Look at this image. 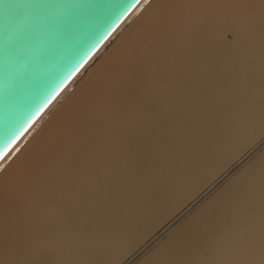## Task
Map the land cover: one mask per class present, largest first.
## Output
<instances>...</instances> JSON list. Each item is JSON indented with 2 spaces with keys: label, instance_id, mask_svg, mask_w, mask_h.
Returning a JSON list of instances; mask_svg holds the SVG:
<instances>
[{
  "label": "bare ground",
  "instance_id": "6f19581e",
  "mask_svg": "<svg viewBox=\"0 0 264 264\" xmlns=\"http://www.w3.org/2000/svg\"><path fill=\"white\" fill-rule=\"evenodd\" d=\"M262 10L142 0L1 161L0 264H264Z\"/></svg>",
  "mask_w": 264,
  "mask_h": 264
},
{
  "label": "water",
  "instance_id": "95a60500",
  "mask_svg": "<svg viewBox=\"0 0 264 264\" xmlns=\"http://www.w3.org/2000/svg\"><path fill=\"white\" fill-rule=\"evenodd\" d=\"M141 2L0 0V151L5 157Z\"/></svg>",
  "mask_w": 264,
  "mask_h": 264
},
{
  "label": "snow or ice",
  "instance_id": "6c2138e0",
  "mask_svg": "<svg viewBox=\"0 0 264 264\" xmlns=\"http://www.w3.org/2000/svg\"><path fill=\"white\" fill-rule=\"evenodd\" d=\"M147 3V0H145ZM224 6L229 8L244 9L250 6V0H224ZM262 23H264V10L261 13ZM235 23L238 29H244L247 27V19L244 14L241 12L235 16ZM54 98V97H53ZM195 100V92L193 93V102ZM50 100L39 109L43 111L47 104L50 103ZM5 158V152L0 151V160ZM95 161L93 160L91 154L86 150H73L72 155L66 162L67 175L72 179L73 185H78L79 178L82 174L87 173V170L92 168ZM50 191L49 188L45 187L41 190V195H44Z\"/></svg>",
  "mask_w": 264,
  "mask_h": 264
}]
</instances>
